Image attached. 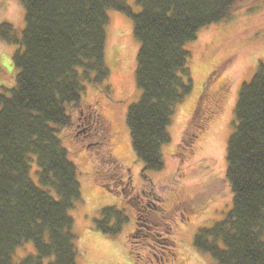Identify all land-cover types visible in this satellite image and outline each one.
<instances>
[{
    "label": "trees",
    "instance_id": "16d2710c",
    "mask_svg": "<svg viewBox=\"0 0 264 264\" xmlns=\"http://www.w3.org/2000/svg\"><path fill=\"white\" fill-rule=\"evenodd\" d=\"M20 1L26 19L21 39L11 22L0 24V37L19 44L13 55L19 68L15 83L4 88L7 93L0 92V264H77L70 210L83 194L77 166L54 124L72 126L67 104L78 105L86 83L104 82L109 75L108 9L132 17L140 43L135 77L141 95L128 108L127 124L148 175L164 167L162 147L170 140L175 106L192 91L185 43L200 28L228 18L237 0H138L137 13L125 0ZM235 113L226 170L233 206L213 227H201L195 244L218 264H264L263 63L242 84ZM193 144L183 138L179 149L187 145L192 151ZM33 155L38 180L48 189L31 176ZM115 209H102L105 218L98 227L105 232L114 231L106 225L110 213L120 217V224L124 219ZM170 230L155 237L154 261L167 251L175 254ZM142 236L140 232L134 238ZM136 239L129 238L134 264H152L141 257ZM28 240L34 241L36 254L15 260L14 251Z\"/></svg>",
    "mask_w": 264,
    "mask_h": 264
},
{
    "label": "rangeland",
    "instance_id": "374dc122",
    "mask_svg": "<svg viewBox=\"0 0 264 264\" xmlns=\"http://www.w3.org/2000/svg\"><path fill=\"white\" fill-rule=\"evenodd\" d=\"M125 2L134 13L141 10L138 0ZM108 16L105 54L109 75L104 82L86 83L81 102L67 104V112L73 120L83 107L102 112L112 123L111 141L108 147L94 145L98 152L93 151L85 146L87 141L73 133V126L54 124L77 166L83 194L70 210L74 218L77 264H134L128 239L135 226L133 204L126 201L123 192L104 185L107 165L103 156L109 157L110 151L130 168L138 189L148 184L153 190L156 203L153 205L168 222L167 227L160 226V235L171 229L175 254L167 251L152 264H218L210 253L196 246L195 238L201 227H213L233 206L234 194L226 174L227 143L237 125L235 108L241 86L251 80L260 63L264 64V0H237L228 18L200 28L196 38L185 43L190 52L192 91L175 106L168 127L170 140L162 147L164 167L148 175L143 172L142 159L134 152L127 124L128 108L141 95L135 77L140 43L129 14L109 8ZM4 21L13 24L14 34L21 39L26 19L20 0H0V24ZM18 48V42L9 43L0 37V92H6L4 88H11L15 83L19 68L13 55ZM217 89L224 99L215 100ZM207 98L215 102L213 106ZM216 107L219 112L214 111ZM194 132L199 134L193 139L194 149L191 151L187 145L179 149L182 139L191 140ZM96 140L100 138L93 141ZM33 157L31 176L38 185L48 189L38 180V165ZM179 200L183 202L177 209ZM105 207L116 208L125 215L120 224V217L110 213L106 225L114 231L105 232L98 227V220L105 218L102 211ZM30 254H36L33 240L19 245L13 257L21 260Z\"/></svg>",
    "mask_w": 264,
    "mask_h": 264
},
{
    "label": "flooded vegetation",
    "instance_id": "af4514ba",
    "mask_svg": "<svg viewBox=\"0 0 264 264\" xmlns=\"http://www.w3.org/2000/svg\"><path fill=\"white\" fill-rule=\"evenodd\" d=\"M1 63L2 62L0 61V64ZM214 95L215 100L224 99L222 92L218 89L214 91ZM208 101L212 104V106L215 103L210 99H208ZM94 110H87L83 107L79 112V116L77 119L73 120L72 124L73 133L76 136H79V139L81 138V140L87 141L85 146L87 148H92L93 151L96 150L94 147L96 144H106L108 147V141H111L110 135L112 133L111 121L106 118L102 112L100 113ZM214 111L219 112V109L216 107ZM101 121H103L104 124H102ZM100 127H102V129L99 130ZM193 135L194 136H191L192 140L199 134L194 132ZM94 138H100V140L93 141ZM96 151L98 152V150ZM109 157V159H106V157L103 156V160L107 165L105 169V178L107 180L106 184L107 186H112V189L116 190V192H123L127 198L126 201L131 202L134 207L135 226L128 234V239H136L134 238L136 234L141 232V235L144 236H142L141 239L138 238L134 240L135 244L137 243L139 247L141 246V257L153 263L155 261L153 259L154 256L152 255V252L158 248L155 237L158 234H162L160 226L166 227L167 221H165V215H163V213L153 205L156 204L153 199L155 194L153 190L150 189L148 184H145L144 188L138 189L133 182L130 168L125 167L122 162H119L112 151H110ZM182 202V200L178 201L180 204L177 203V209L182 206ZM177 212L179 213V210ZM181 213L182 209L179 214Z\"/></svg>",
    "mask_w": 264,
    "mask_h": 264
}]
</instances>
